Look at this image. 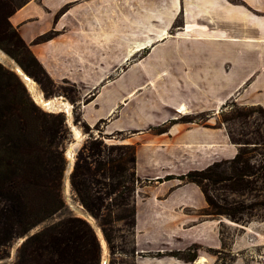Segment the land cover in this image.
<instances>
[{
  "label": "crops",
  "instance_id": "1",
  "mask_svg": "<svg viewBox=\"0 0 264 264\" xmlns=\"http://www.w3.org/2000/svg\"><path fill=\"white\" fill-rule=\"evenodd\" d=\"M9 21L50 80L74 87L80 122H103L136 147L135 175L146 183L134 196V264H215L218 223L240 231L227 264H264V219L218 220L198 186L165 179L234 156L216 125L230 99L264 114V0H28ZM200 113L210 126L175 121ZM191 245L190 262L157 255Z\"/></svg>",
  "mask_w": 264,
  "mask_h": 264
},
{
  "label": "trees",
  "instance_id": "2",
  "mask_svg": "<svg viewBox=\"0 0 264 264\" xmlns=\"http://www.w3.org/2000/svg\"><path fill=\"white\" fill-rule=\"evenodd\" d=\"M28 0H24L15 7H12L9 0H0V47L15 56L22 69L37 80L42 87H52L55 84L50 80L47 72L36 61V58L27 48L24 41L19 37L16 29L11 26L10 15L15 9L24 5ZM47 34L45 37H48ZM7 40L5 44L3 41ZM16 49H21L28 56L29 62L20 60ZM31 65L34 67L32 70ZM23 71V72H24ZM25 73V72H24ZM26 74V73H25ZM27 75V74H26ZM29 77V75H28ZM25 90L15 73L5 71L0 66V97L3 100V107L10 110V113L0 112V198L5 201V206L0 209V244H4L9 238L21 236L16 261L14 264H100L101 247L97 239V232L88 222L80 217L64 213V204L61 194V181L63 179L64 164L55 166L54 178L38 181L35 176H25L28 172H46L48 169L43 166L36 169L31 160L26 156L29 144L23 145L25 134L17 127L15 131L2 128V121L8 119L13 114L11 111L17 107L21 101L14 100L12 95L13 81ZM261 110V109H260ZM262 114L263 111L261 110ZM264 115V114H263ZM55 119V125L50 132L59 129L64 122L62 115H51ZM78 119V118H77ZM79 120V119H78ZM189 121V120H188ZM83 130L86 132L89 127L81 122ZM95 144V141L93 143ZM126 146L129 157L127 164L112 158L106 163L95 161L91 167L88 163H81L79 158L73 165L70 174V187L85 210L97 219L103 232V237L110 245L111 239L105 226L113 221H122L130 227H134L135 209L133 205L134 183L137 177L134 172L135 156L133 145ZM98 146H90V151H96ZM23 149L27 150L26 153ZM29 160V161H27ZM36 165V164H35ZM226 166V168H224ZM262 169L263 172H260ZM228 171V173L225 172ZM96 173L106 175L108 182H100L94 177ZM257 176L264 180V163L258 169L251 167L248 158L242 150L236 151L230 159L214 161L207 167L200 170H190L178 175L179 179L192 182L197 185L209 208L211 215H225L232 220H242L241 215L250 206H226L220 205L215 198L210 196L206 190L208 185H219L230 190H246L251 187L249 177ZM167 179V176H166ZM168 180V179H167ZM101 184L108 193H115L116 198L112 204L115 206L128 207V213L120 215H102L99 213V206H102L101 196L91 194V185ZM40 188L45 194V202L41 207L33 210L30 205L29 193ZM225 202V200H224ZM125 210V209H124ZM52 214H61L56 220L48 225H43L35 232L31 230L45 217ZM240 215V216H239ZM253 215V214H252ZM248 215V216H252ZM247 216V218H248ZM134 251L131 253L133 254ZM179 251H173L171 256H177ZM180 257V256H179ZM195 252L187 257H182L186 262L194 260Z\"/></svg>",
  "mask_w": 264,
  "mask_h": 264
},
{
  "label": "rangeland",
  "instance_id": "3",
  "mask_svg": "<svg viewBox=\"0 0 264 264\" xmlns=\"http://www.w3.org/2000/svg\"><path fill=\"white\" fill-rule=\"evenodd\" d=\"M12 7H15L19 3L24 0H9ZM181 18L178 17L174 23L172 28H169V33L175 34L181 28ZM7 40L4 39L3 44L6 43ZM9 59L13 60L16 65H18L21 69L22 67L17 62L14 55L6 51L4 48L0 47ZM17 56L20 60L24 62L28 61L27 54L22 51L21 49H16ZM144 53V51H142ZM139 56H135L132 60L138 58ZM135 61V60H134ZM0 66L5 69V71H10L15 73L14 69L12 68L11 64H3L0 62ZM32 70L34 67L31 65ZM23 70V69H22ZM24 71V70H23ZM29 77L32 79V83H34L38 90L40 91V97L42 100L45 101V105L37 102L35 98L32 96V92L27 84L23 83L22 80L18 77L15 73L17 79L20 81L22 86L24 87L21 89L19 84L13 81L12 86V95L14 100L21 101L19 105L12 109V113L8 119L2 121V128L5 130H13L17 127H21L20 131L25 134V140L27 142H22L23 145L29 144L28 152L26 154L27 158L31 160L36 167V169H40L45 166L48 169V174L46 172H28L25 176L32 177L35 176L38 181L48 180V178H54L55 166L60 165L61 163L64 164L63 170V179L61 181V194L62 200L64 204V213H68L72 216L80 217V219L85 220L90 224V226L94 229H97L99 232V237H97L100 247H101V256H100V264L102 259H106V264H134V252L135 249L133 247V228L129 225H126L122 221H113L110 222L105 226V229L108 231L111 242L110 245L106 242L103 237V232L101 230L100 225L96 218H94L91 214H89L85 208L80 205V202L76 200V196L72 191L69 181H70V174L73 170V165L75 162L80 160L81 163H88L91 167L95 164V161H99L100 163H106L109 159H118L121 158V161L127 164V159L129 157L128 148L123 146L122 148H117V146L127 145L129 143L124 142V135L120 132H112L110 134L104 133L103 122H99L94 126V128L87 130L86 132L83 130V126L81 125L80 119L77 115V106H73V100L75 98V89L71 85L67 84L66 82H61L54 86L42 87L37 80H35L31 74L24 71ZM1 92V91H0ZM49 100H66L71 108L70 117L65 114L66 112L62 106L58 105H48L49 103L46 102ZM3 100L0 97V112H7L10 113V110L2 106ZM53 115H62L64 118V122L62 123L61 127L54 132H50L55 125L56 120L51 118L50 116ZM67 115V116H66ZM66 118H70L72 124L77 126L82 134L79 140L72 138V134L70 131L69 125L66 123ZM79 120H78V119ZM205 115L204 113L195 114L191 116H180L177 118V122H186V123H193V122H200L204 126H210L205 122ZM189 120V121H188ZM70 121V122H71ZM216 125L223 126L226 131L230 141L237 146V151L242 150L244 155L247 156L248 161L254 169H258L260 165L264 163V115L262 114L260 108L256 106H249L246 104H242L237 99H230L227 101L222 108H220V113L218 116ZM169 123H164L158 127H151V133L158 134L161 132L166 131L167 125ZM9 130V131H10ZM74 139V140H73ZM95 141V144H91ZM76 143H78L76 145ZM73 157L72 160L68 159L72 156L67 154V149L70 146H73ZM133 145L134 144H129ZM90 146H98L96 151H90L88 147ZM135 146H134V156H135ZM25 151L26 153V149ZM69 156L68 158L66 157ZM232 158V157H231ZM230 159V158H229ZM27 160V161H29ZM226 160V159H221ZM72 162L70 172L67 171L66 167L67 164ZM219 161V160H218ZM36 164V165H35ZM185 164L178 165L175 170L180 172L182 168H184ZM226 168V166H224ZM202 169V168H201ZM191 170H200V169H191ZM190 171V170H188ZM186 171V172H188ZM135 172V171H134ZM183 172V173H186ZM228 173L227 170H225ZM260 172H263L262 169ZM181 173V174H183ZM180 175V174H178ZM178 175H166L168 180H173L175 182H185L179 179ZM56 176V175H55ZM165 176V179H166ZM95 178L98 179L100 182H108L109 178L105 175H100L96 173L94 175ZM137 177V176H136ZM251 181V187L246 190H230L226 189L225 187H221L219 185H208L206 190L210 196L215 198V201L220 205L226 206H250L249 209H246L243 214L241 215L242 220H232L225 215H211L209 213V208L206 204L205 212L207 215L213 216L215 218L226 219L225 222L232 223L235 225H245L249 221H261L264 219V180L258 178L257 176L249 177ZM65 181L68 184L67 193L63 190V183ZM146 183V180H140L137 177V181L134 183V194L133 199L135 196L136 189L143 187ZM192 183V182H186ZM195 184V183H194ZM197 186V185H196ZM199 188V187H198ZM200 189V188H199ZM91 194H98L101 198L102 206H99V213L102 215H108L109 212L111 215H120L128 213L126 210L128 207L125 206H115L112 204L113 199L116 198L115 193H108L102 188L101 184L91 185ZM201 191V190H200ZM202 192V191H201ZM203 195V194H202ZM45 194L42 192V189L37 188L34 191L29 193V200L30 205H32L33 210L37 209V207H41V204L45 202ZM204 197V195H203ZM135 200V199H134ZM133 200V205L135 209V203ZM225 200V202H224ZM5 206V201L0 198V209ZM125 209V210H124ZM90 215V219H86L85 216ZM253 214V215H252ZM61 214H52L48 215L44 218L41 223L37 224L30 233L35 232L43 225H48L56 220ZM252 215V216H248ZM240 216V215H239ZM248 216V218H247ZM89 220H91L89 222ZM229 221V222H228ZM94 224V226L92 225ZM234 225H227L225 223H218V230L221 235L222 241V249L223 250H210L215 256V264H227L229 260L232 259L231 253H229L228 243L229 239L232 235H239L240 231L232 227ZM96 232V231H95ZM97 236V235H96ZM23 238L21 236L9 238L4 244H0V264H14L16 261V253L17 248L20 244V240ZM103 241V242H102ZM196 246L191 245L186 250L179 251L180 254L177 256H171L170 253L173 252H165L157 255H165L171 257H177L182 259V257H187L191 253L196 252ZM132 251L133 254L131 253ZM180 256V257H179ZM200 263L198 260L196 264Z\"/></svg>",
  "mask_w": 264,
  "mask_h": 264
},
{
  "label": "bare ground",
  "instance_id": "4",
  "mask_svg": "<svg viewBox=\"0 0 264 264\" xmlns=\"http://www.w3.org/2000/svg\"><path fill=\"white\" fill-rule=\"evenodd\" d=\"M0 62L1 63H3V64H11L12 66L14 65L17 69H19L21 72H23V70L18 66V65H16L15 63H14V61L13 60H11V59H9V57L2 51V50H0ZM24 73V72H23ZM26 75V74H25ZM27 77H28V75H27ZM26 84H27V86L30 88V90H31V92H32V96L35 98V100L37 101V102H39V103H41L42 105H45L44 103H45V101L44 100H42V98L40 97V91L38 90V88H37V86L34 84V83H32V79L30 78V77H28V79L27 80H25L24 81ZM46 100V102L47 103H49L48 105H50V106H52V105H58V106H62L63 107V109L66 111L65 112V114H67L66 116L67 117H70V112H71V110H70V108H71V106H70V104L66 101V100H61V101H57V100H48L47 101V99H45ZM182 108V107H181ZM68 123H69V125H70V127H71V129H70V131L72 132V135H73V137H74V139H76V140H79L80 139V137H81V133H80V131L78 130L79 128L77 127V126H74L71 122H70V120L68 121ZM73 147H74V145L73 146H70V147H68V149H67V154L68 155H71L72 154V156L70 157V158H68L69 156H67L66 155V157L68 158V159H70V160H72V157H73ZM70 163H72L71 161H70ZM68 187V184H67V182L65 181V193H67V188ZM91 220H89V222H90ZM92 222V221H91ZM90 222V223H91ZM92 225L94 226V224L92 223ZM96 234H97V237H99L100 235H99V232H98V230L96 229ZM103 242V241H102ZM202 261H204L203 260V258L201 257H199L198 258V262H202Z\"/></svg>",
  "mask_w": 264,
  "mask_h": 264
},
{
  "label": "water",
  "instance_id": "5",
  "mask_svg": "<svg viewBox=\"0 0 264 264\" xmlns=\"http://www.w3.org/2000/svg\"><path fill=\"white\" fill-rule=\"evenodd\" d=\"M11 66H12V65H11ZM12 68L14 69V71H15V73L18 75V77L22 80V82L25 84L24 81L28 79L27 75H25V73H23V72H21L19 69H17L14 65L12 66ZM69 120H70V118H66V123H67L68 125H69V123H68ZM70 121H71V120H70ZM71 123H72V121H71ZM73 125H74V124H73ZM69 127H70V125H69ZM71 164H72V163H68V164H67L66 169H67L68 172H70ZM63 190H65V183H63ZM85 218H86V219H90L91 217H90V215H87V214H86ZM22 240H23V239H22ZM22 240H20V242H21ZM101 264H106V259H105V258L102 259Z\"/></svg>",
  "mask_w": 264,
  "mask_h": 264
},
{
  "label": "built area",
  "instance_id": "6",
  "mask_svg": "<svg viewBox=\"0 0 264 264\" xmlns=\"http://www.w3.org/2000/svg\"><path fill=\"white\" fill-rule=\"evenodd\" d=\"M65 113V112H64Z\"/></svg>",
  "mask_w": 264,
  "mask_h": 264
}]
</instances>
